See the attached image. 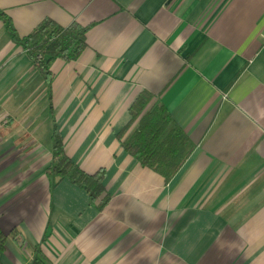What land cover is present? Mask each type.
I'll return each mask as SVG.
<instances>
[{"label":"crops","instance_id":"crops-1","mask_svg":"<svg viewBox=\"0 0 264 264\" xmlns=\"http://www.w3.org/2000/svg\"><path fill=\"white\" fill-rule=\"evenodd\" d=\"M0 11L19 36L45 18L89 28L80 57L52 66L51 105L65 154L104 170L110 196L98 212L68 180L50 189L46 83L0 20V229L20 232L3 264H30L37 244L51 264H264V0H0ZM143 91L195 146L168 183L116 139Z\"/></svg>","mask_w":264,"mask_h":264},{"label":"trees","instance_id":"trees-1","mask_svg":"<svg viewBox=\"0 0 264 264\" xmlns=\"http://www.w3.org/2000/svg\"><path fill=\"white\" fill-rule=\"evenodd\" d=\"M0 20L5 26L10 41L23 51L34 67L39 71L47 87V101L51 117V153L50 163L45 169L50 189H54L63 180L84 190L90 206L102 212L110 201L103 181L105 171L97 170L93 174L85 173L65 154L63 138L60 135L51 105V69L56 61H76L86 48L88 27L74 22L69 27H61L53 20L45 18L30 34L19 36L11 20L0 11ZM153 96L143 91L129 108L130 120L116 134V139L127 155L136 159L143 167L160 175L168 183L193 153L195 146L186 132L173 121L168 110L162 105L153 104ZM49 224L41 242L49 237ZM20 235L17 229L5 236L0 229V264L6 242L16 240ZM21 239V238H19ZM30 264H51L43 254L40 245L32 248Z\"/></svg>","mask_w":264,"mask_h":264},{"label":"rangeland","instance_id":"rangeland-1","mask_svg":"<svg viewBox=\"0 0 264 264\" xmlns=\"http://www.w3.org/2000/svg\"><path fill=\"white\" fill-rule=\"evenodd\" d=\"M39 112L41 113V116L39 120L37 121V124L42 128V131L50 134V117L47 112V105L46 101H43V103L40 104V107L38 108Z\"/></svg>","mask_w":264,"mask_h":264},{"label":"built area","instance_id":"built-area-1","mask_svg":"<svg viewBox=\"0 0 264 264\" xmlns=\"http://www.w3.org/2000/svg\"><path fill=\"white\" fill-rule=\"evenodd\" d=\"M34 61V60H33Z\"/></svg>","mask_w":264,"mask_h":264}]
</instances>
